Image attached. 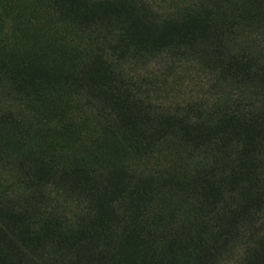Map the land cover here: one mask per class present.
<instances>
[{
	"label": "rangeland",
	"instance_id": "1",
	"mask_svg": "<svg viewBox=\"0 0 264 264\" xmlns=\"http://www.w3.org/2000/svg\"><path fill=\"white\" fill-rule=\"evenodd\" d=\"M259 151L264 0H0V264H237Z\"/></svg>",
	"mask_w": 264,
	"mask_h": 264
},
{
	"label": "trees",
	"instance_id": "2",
	"mask_svg": "<svg viewBox=\"0 0 264 264\" xmlns=\"http://www.w3.org/2000/svg\"><path fill=\"white\" fill-rule=\"evenodd\" d=\"M31 91L36 93L39 90V86L33 84L30 86ZM10 122L19 127L22 122L20 120H10ZM27 122L22 125L25 126ZM29 131L28 128L25 129ZM260 154V164L258 166V178L259 180L264 181V151H259ZM211 160V159H210ZM200 167V164H196L197 171H199L200 179L203 184L201 187L207 191L211 201L209 202L213 210L216 209V213L221 214H230L229 218L225 219V223L222 221V217H213L214 220L213 228L223 227L228 230L226 233H222L220 237H228L229 241H240V244L244 247L243 255L240 258L237 264H264V187L258 185V190L254 191V196L252 199L247 200L246 202L254 201L258 197L262 196L258 200V208L254 206H247L242 209L239 207H234V204L228 203V205H223V196H229V190L225 189L226 187H231L233 184L228 180V175L233 170L232 167L227 163L214 162L211 160ZM206 172L211 173V176L214 177L215 181L211 182L210 177L206 178ZM207 179V180H206ZM213 184H211L210 182ZM261 181V183H262ZM206 188V189H205ZM67 195V193H65ZM40 196V195H39ZM29 198L25 199L24 204L27 203ZM121 201L117 200V205H120ZM207 212L205 217L209 216ZM209 224L208 220H203V223ZM203 224L201 222L195 226V231L198 234L203 232ZM211 236H208L206 242H202L199 248L192 249L189 244L186 243V249L194 254L195 258L200 261L201 264H208L212 257L219 255L220 248L217 246L218 242L216 241L215 234L212 233ZM200 237V236H197Z\"/></svg>",
	"mask_w": 264,
	"mask_h": 264
},
{
	"label": "bare ground",
	"instance_id": "3",
	"mask_svg": "<svg viewBox=\"0 0 264 264\" xmlns=\"http://www.w3.org/2000/svg\"><path fill=\"white\" fill-rule=\"evenodd\" d=\"M136 21V20H135Z\"/></svg>",
	"mask_w": 264,
	"mask_h": 264
}]
</instances>
